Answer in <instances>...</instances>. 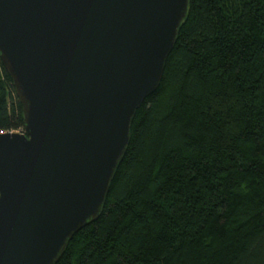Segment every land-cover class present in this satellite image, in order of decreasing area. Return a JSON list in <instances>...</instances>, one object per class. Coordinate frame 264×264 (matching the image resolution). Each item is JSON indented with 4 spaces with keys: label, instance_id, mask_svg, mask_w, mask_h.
<instances>
[{
    "label": "trees",
    "instance_id": "trees-1",
    "mask_svg": "<svg viewBox=\"0 0 264 264\" xmlns=\"http://www.w3.org/2000/svg\"><path fill=\"white\" fill-rule=\"evenodd\" d=\"M25 131L0 59V132ZM55 264H264V0H189L96 220Z\"/></svg>",
    "mask_w": 264,
    "mask_h": 264
},
{
    "label": "water",
    "instance_id": "water-1",
    "mask_svg": "<svg viewBox=\"0 0 264 264\" xmlns=\"http://www.w3.org/2000/svg\"><path fill=\"white\" fill-rule=\"evenodd\" d=\"M189 0H0L25 131L0 132V264H55L99 216Z\"/></svg>",
    "mask_w": 264,
    "mask_h": 264
}]
</instances>
